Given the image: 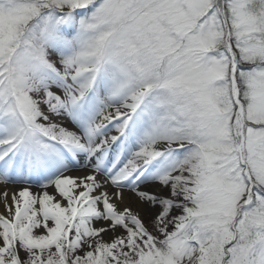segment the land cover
I'll list each match as a JSON object with an SVG mask.
<instances>
[{
    "label": "snow or ice",
    "instance_id": "6c2138e0",
    "mask_svg": "<svg viewBox=\"0 0 264 264\" xmlns=\"http://www.w3.org/2000/svg\"><path fill=\"white\" fill-rule=\"evenodd\" d=\"M0 264H264V0H0Z\"/></svg>",
    "mask_w": 264,
    "mask_h": 264
}]
</instances>
